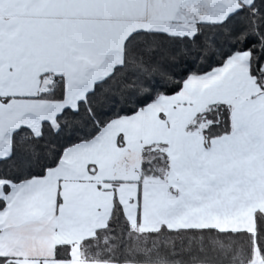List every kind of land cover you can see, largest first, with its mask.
<instances>
[{"label": "snow or ice", "instance_id": "snow-or-ice-1", "mask_svg": "<svg viewBox=\"0 0 264 264\" xmlns=\"http://www.w3.org/2000/svg\"><path fill=\"white\" fill-rule=\"evenodd\" d=\"M0 264H264V0H0Z\"/></svg>", "mask_w": 264, "mask_h": 264}]
</instances>
